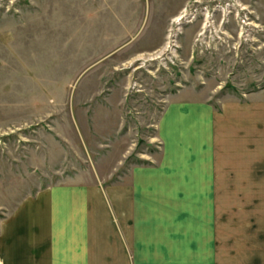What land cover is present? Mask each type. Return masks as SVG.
Here are the masks:
<instances>
[{"label":"rangeland","instance_id":"374dc122","mask_svg":"<svg viewBox=\"0 0 264 264\" xmlns=\"http://www.w3.org/2000/svg\"><path fill=\"white\" fill-rule=\"evenodd\" d=\"M257 101L264 0H0V226L40 190L129 187L144 170L155 213L133 223L134 264H194V239L198 264H247L252 247L264 252V190L219 188L199 206L203 191L172 175L178 147L167 158L162 137L184 106L187 148L200 138L220 153L226 127L209 117Z\"/></svg>","mask_w":264,"mask_h":264},{"label":"crops","instance_id":"0c3cea01","mask_svg":"<svg viewBox=\"0 0 264 264\" xmlns=\"http://www.w3.org/2000/svg\"><path fill=\"white\" fill-rule=\"evenodd\" d=\"M183 107L178 109L177 113L181 111L182 114L178 113L176 120L165 119L167 128L163 130L162 138L167 158L174 156L171 153L173 144L185 153L181 158V152L178 154L177 151L176 172L172 175H190L187 181L192 188L200 193L203 191L199 206L212 201L216 194L213 191L219 188L264 190V101L252 105L234 104L227 108L224 118L206 117L210 118L214 130L226 127L229 139L222 149L225 151L220 153L217 151L221 146L218 149L217 142L203 143L196 137L193 151L189 150L191 147L187 148L182 133L190 113ZM192 113L196 126H202L205 115L201 110ZM170 122L177 135L174 142L166 135L171 130ZM251 126L263 131L257 134V142L254 135L248 133ZM134 175V182L129 187L102 188L97 183L66 185L46 188L27 197L1 223L0 264H134L128 249L137 252L138 234L133 223L139 218L150 222L149 214L155 213L151 204L148 205L149 200L143 199V190L148 185L154 189L146 181L149 172L136 170ZM139 177L143 182L138 181ZM151 236V233H144L148 238L143 243L147 254L153 253L154 243L157 244ZM194 241L192 253L196 257L194 264H198L196 255L203 251ZM252 248L254 252H247L245 263L264 264V252L258 250L260 247Z\"/></svg>","mask_w":264,"mask_h":264},{"label":"bare ground","instance_id":"6f19581e","mask_svg":"<svg viewBox=\"0 0 264 264\" xmlns=\"http://www.w3.org/2000/svg\"><path fill=\"white\" fill-rule=\"evenodd\" d=\"M181 16V15H180ZM181 17H183V16H181ZM177 19H180V17H178Z\"/></svg>","mask_w":264,"mask_h":264}]
</instances>
